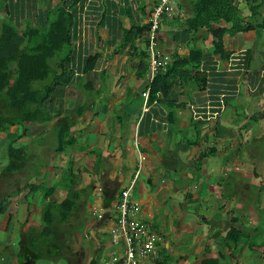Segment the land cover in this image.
<instances>
[{"label":"crops","instance_id":"1","mask_svg":"<svg viewBox=\"0 0 264 264\" xmlns=\"http://www.w3.org/2000/svg\"><path fill=\"white\" fill-rule=\"evenodd\" d=\"M194 1L176 0L163 16L156 50L170 58L169 69L182 63L193 76L200 70L206 87L174 85L150 94L147 105L150 19L159 0H79L70 10L81 20L76 47L85 58H98L89 73L70 64L73 82L58 89L55 108H63L62 116L79 106L85 112L74 117V146L62 153L55 151L58 130L46 146L33 142V131L16 139L17 126L0 134V264H117L122 247L104 240L126 188L139 219L158 234L156 257L145 264H264V198L256 206L257 196H245L250 185L260 191L264 184V158L254 149L264 138V25L224 34L219 45L207 27L192 28ZM236 2L244 26L253 9L259 14L253 23H264V0ZM133 27L130 40L123 33ZM13 140L29 149V158L9 173L6 148ZM37 149L55 162L45 158L46 166L39 165ZM71 166L80 191L72 217L81 226L70 217L62 231L64 222L56 220L59 235L44 236V208L68 196ZM101 209L99 219L93 212Z\"/></svg>","mask_w":264,"mask_h":264},{"label":"trees","instance_id":"2","mask_svg":"<svg viewBox=\"0 0 264 264\" xmlns=\"http://www.w3.org/2000/svg\"><path fill=\"white\" fill-rule=\"evenodd\" d=\"M3 1L5 13L10 21H4L0 28V134H7L14 126H17L21 129V133L16 139H21L28 136V131L36 133L37 123H51L57 119L55 123H58L56 127L58 134L55 151L62 153L74 146L75 139L69 137V133L72 123H76L74 117H81L85 112V106L77 107L73 114L68 113L62 116L63 108L60 106L55 108L56 97L58 92L60 93L59 90L65 89L73 82L75 71L70 64L77 61L83 67V72L89 73L94 69L98 58L97 55H88L85 58L82 49L76 47L81 20L70 10L79 0H61V6L52 11L41 9L37 11L36 7L39 2L52 0ZM236 1L196 0L192 2L194 12L192 28L197 30L199 27H207L213 34L214 40H218L220 45L224 34H234L239 30L247 31L252 28L259 29L264 25L260 22L253 23L259 15L258 10L253 9L251 22L247 21V25L244 26V18L239 14ZM124 9L125 14L131 13L128 6ZM34 12L40 15L37 26H33L30 19ZM22 20L26 24L25 29L20 26ZM135 29L133 27L122 33H127L126 37L135 36L137 33ZM122 33L118 32L119 35ZM82 56L83 61H81ZM54 59L57 61L52 64ZM193 72L195 71L192 67H186L182 63L170 69L168 67L165 73L161 72L155 77L150 94L154 95L158 91L165 92L168 89L171 90L174 85L176 87L181 84L195 83L198 88L206 87L205 81L201 80V75L197 73L200 70H197L194 76ZM259 115H264V112ZM6 152L8 164L5 170L7 172L21 171L26 166L29 158V149L26 146H14L13 140L6 148ZM76 178L71 166L65 172L64 181L68 196L61 203H49L44 208L42 235L50 237L57 234L59 226L56 227V220L65 222L77 210L76 202L80 198V191L76 188ZM58 239L60 240L61 236ZM33 245L35 244L28 245L30 250H34ZM30 256L33 260L39 258L36 252Z\"/></svg>","mask_w":264,"mask_h":264},{"label":"built area","instance_id":"3","mask_svg":"<svg viewBox=\"0 0 264 264\" xmlns=\"http://www.w3.org/2000/svg\"><path fill=\"white\" fill-rule=\"evenodd\" d=\"M176 6V0H159L152 12L147 46L149 65L146 77L148 85L142 92L144 105H147L155 77L161 72L165 73L169 67L170 58L159 54L156 50L157 37L160 34L161 19L165 15L172 14ZM144 159L145 157H141V160ZM138 173L133 179V183L138 177ZM113 208L116 212L114 214L115 225L110 230V240L114 246L122 247L117 264H145L147 261L153 260L157 253L158 234L139 219L137 203L131 197L130 188L120 192L118 201ZM104 214V209L93 212V215L99 219H102Z\"/></svg>","mask_w":264,"mask_h":264},{"label":"rangeland","instance_id":"4","mask_svg":"<svg viewBox=\"0 0 264 264\" xmlns=\"http://www.w3.org/2000/svg\"><path fill=\"white\" fill-rule=\"evenodd\" d=\"M60 4H61V1L60 0L59 1L52 0L49 3L42 1V2H39L36 7H37V11H41V10H53V9L57 8ZM4 7H5V2L3 0H0V28L2 27V24H3L4 21L5 22L10 21V18L5 13V10H4L5 8ZM39 17H40V15L37 14L36 12H34L32 14V16H31L30 19H31V22H32L33 26H37L39 24V20H40ZM20 26H21L22 29H25L26 28V24H25L24 20H22ZM56 61H57V59H54L52 61V64H54ZM76 94L77 93L75 91H73L72 96H71V100H72V103L71 104H73V105L75 103H77V101H79V100H77L78 98H77V95ZM70 106H72V105H70ZM43 124L44 123H40V124L37 123L36 125L38 127L37 128L38 133H33V135L35 137V138H33V142L37 143V146H39L41 144H44V146L48 145L49 144V137L54 136L53 133H55L57 131V129L55 127H57L58 123L55 124V125H53V126H51L50 128H49V126H47V124H45V126L48 128L47 130H45V126ZM39 128L41 129V131L39 130ZM12 131H14V127H13V130ZM43 131H44V134H43ZM45 131H47V132H45ZM72 134H75V133H72ZM34 147H36V146H34ZM34 147L30 148V150L35 151L36 149H34ZM2 148H3L2 145H0V152L2 151ZM255 148H258L262 152V153L260 152V156H262L264 158V155H263L264 154V138L261 139V140H258V143L257 142L255 143L254 149ZM37 151H38V154L37 155H40V158H39L40 161H38V162H39V165H42V167H45L46 166L45 161H44L45 158L46 159L48 158V160H51V161H52V159H54V162H55V158H51V156H47L48 155L47 150H39V149H37ZM32 163H33L34 169H36L35 167H36L37 160H34L33 159ZM31 172H33V170L30 169V168H28V170L25 172V173H28L26 175V177H25L26 180L29 178V175H30ZM21 180H24V177L21 178ZM261 188H262V190L259 191L258 188H257V184L254 183V186H252V185L249 186V189L247 191V195L245 194V196L247 198H249V199L251 198V196L252 197L253 196H257L258 197V201L256 203H254L256 206L260 202V200H259L260 196L262 198H264V184L262 185ZM231 189L233 191H235L233 184L231 186ZM251 193H253V194H251ZM252 200H255V199H252ZM70 219L71 218H68L67 221L63 223L62 228H61L62 231H63V228L66 227V223H68V221ZM72 219H74V221L76 220V218H74V217H72ZM79 226H81V224H80V222H78L76 220L75 221V227H79ZM80 230H81V228H79L77 231L79 232ZM104 241L106 243H109L110 242V244L113 246V244L111 243L109 234H107V237L105 238ZM257 260H259V262H263L262 261V258H260V259L257 258Z\"/></svg>","mask_w":264,"mask_h":264},{"label":"water","instance_id":"5","mask_svg":"<svg viewBox=\"0 0 264 264\" xmlns=\"http://www.w3.org/2000/svg\"><path fill=\"white\" fill-rule=\"evenodd\" d=\"M91 235L94 236V237H96V236H95V235H96V232H95L94 230H92V231H91ZM96 240H97V237H96ZM97 242L99 243V240H97Z\"/></svg>","mask_w":264,"mask_h":264}]
</instances>
